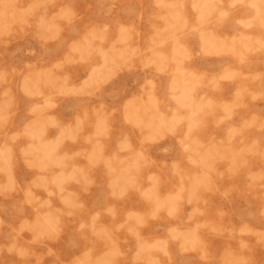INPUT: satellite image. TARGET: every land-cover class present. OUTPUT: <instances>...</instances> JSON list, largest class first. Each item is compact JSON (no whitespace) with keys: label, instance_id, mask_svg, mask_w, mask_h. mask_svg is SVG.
<instances>
[{"label":"rangeland","instance_id":"374dc122","mask_svg":"<svg viewBox=\"0 0 264 264\" xmlns=\"http://www.w3.org/2000/svg\"><path fill=\"white\" fill-rule=\"evenodd\" d=\"M0 264H264V0H0Z\"/></svg>","mask_w":264,"mask_h":264},{"label":"bare ground","instance_id":"6f19581e","mask_svg":"<svg viewBox=\"0 0 264 264\" xmlns=\"http://www.w3.org/2000/svg\"><path fill=\"white\" fill-rule=\"evenodd\" d=\"M181 93V92H180ZM182 93H184V92H182ZM176 98H177V96H176ZM176 100V99H175ZM170 118H172V116L170 117ZM173 118H174V116H173ZM187 144V143H186ZM233 194V193H232ZM263 238V237H262Z\"/></svg>","mask_w":264,"mask_h":264}]
</instances>
